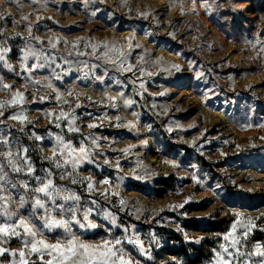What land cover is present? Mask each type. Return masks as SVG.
<instances>
[{
  "label": "rangeland",
  "instance_id": "obj_1",
  "mask_svg": "<svg viewBox=\"0 0 264 264\" xmlns=\"http://www.w3.org/2000/svg\"><path fill=\"white\" fill-rule=\"evenodd\" d=\"M26 48L58 59L31 71L39 61L23 60ZM0 49L9 50L6 64L0 62V87L13 85L0 90V103L24 95L22 106L0 109V137L22 155L28 149L35 175L53 168L48 132L62 131L48 113L78 114L79 132L64 131L77 148L82 137L98 138V146L88 140L93 162L69 168L72 178L93 183L91 191L86 182L61 180L54 168L51 177L78 194L84 210L93 209L96 229L73 227L83 242L102 244L129 226L153 256L149 261L125 244L142 264H210L232 225L251 219L255 227L241 250L264 247V238H253L256 231L264 236V0H0ZM113 49L133 71L101 55ZM131 99L136 103L128 109ZM21 107L24 123L10 119ZM133 172L143 179L131 178ZM21 178L9 169V184ZM185 199L191 202L183 209L174 207ZM104 210L116 214L119 228ZM62 234L45 238L55 243ZM0 246L18 251L22 242ZM10 260L5 255L2 264Z\"/></svg>",
  "mask_w": 264,
  "mask_h": 264
},
{
  "label": "snow or ice",
  "instance_id": "obj_2",
  "mask_svg": "<svg viewBox=\"0 0 264 264\" xmlns=\"http://www.w3.org/2000/svg\"><path fill=\"white\" fill-rule=\"evenodd\" d=\"M5 2H10V0H5ZM92 14L96 15V12L93 11ZM3 19H6V17H3ZM29 31L31 32L30 26ZM103 47L107 49L108 46L104 45ZM5 51L9 50L0 49V62L6 64L3 54ZM24 53L23 60L26 61L31 56L39 61L30 66L31 71L47 68L55 64L58 59L50 53L45 55L42 51L32 48H26ZM77 54L83 55V53ZM115 54V49L112 50L111 54L107 51L101 53L115 68L133 71L130 64L125 67V56L123 53L120 55L119 60L114 58ZM173 68L176 71H180L178 65H173ZM9 70L12 71L11 67H9ZM23 71H29V67L25 66ZM143 71L144 69H139V73H143ZM149 75L152 74L149 73ZM202 76L203 73H200L195 78L199 80ZM25 78L27 79V77ZM54 78L60 79V76ZM133 83H136V81H133ZM12 87L13 85L3 84L0 90H10ZM140 87H144L143 82L140 83ZM204 95L207 97V93ZM57 99L59 100V97ZM23 102L24 95L17 92L16 95L11 96L7 104L0 103V109L22 106ZM135 103L136 101L133 99L128 100L126 107L131 109ZM76 107L79 108L80 105H76ZM4 115V111L0 110V117ZM48 115L53 116L52 123L55 127L62 130L55 134L51 131L48 132V138L54 141L53 154L55 159L53 160V168L57 170L56 174L59 175L61 180L71 178L72 185L86 182L78 178H72L74 172H69V168L76 169L85 162H93L91 160L92 149L88 146V140H91V145L98 146V138L91 136V134L88 137H82L84 142L77 148L74 142L64 135V131L66 130L68 133L79 132L76 127L78 114L74 111H61L59 115L54 113H48ZM10 119L24 123L27 118L23 115V107H21L20 113L11 114ZM88 127L94 129L98 126L93 124L88 125ZM128 127L133 128L135 125L130 124ZM168 131L171 132L172 129L169 128ZM33 137L37 141L44 139V137L35 134H33ZM142 143L146 144L147 142L144 141ZM5 148H7V151H5ZM13 148H16L15 152L12 151ZM129 150L126 149L125 151ZM27 152L28 149L24 148V154L22 155L19 145H13L10 138L0 137V245L10 244L12 239L22 242V246L18 251L0 246V264H2V258L5 255L11 257L9 264H142L141 260L129 255L124 246L125 244L132 246L140 257L149 261L153 260L151 251L145 249L140 236L134 231L129 234V226L121 229V237H113L112 240L106 239L102 244L96 245L83 242L73 231V227L96 229L99 225L90 219L93 209L84 210L80 203L81 197L78 194L68 187H61L54 183L51 178L54 175L53 168L44 169L43 176L35 175L36 169L26 155ZM104 163L107 165L109 162L105 160ZM9 169L16 175L22 174L19 183L12 182L9 184L7 179ZM131 178L138 181L143 179L136 172H133ZM124 179L129 178L125 177ZM192 179L196 184H200V180L195 175L192 176ZM33 181L35 182L34 184L32 183ZM103 183L108 185L110 180L105 179ZM86 184L91 191L93 183L86 182ZM6 192H15L16 195H6ZM113 195H117V193H113ZM190 202L189 199H185L182 204L174 207L183 209ZM92 203L98 202L92 201ZM119 204L123 209L125 201L120 199ZM26 205L30 211L25 208ZM13 208L16 210H12ZM21 210L26 211L27 215H20ZM104 211V218L110 220L111 227L119 228L120 225L115 219L116 214L107 210ZM169 220L171 222V218ZM238 227L243 229L239 235L237 234ZM254 227L255 225L251 219L244 224L240 223L239 220L234 223L232 231L223 236L225 243L220 244L219 249L215 250V258L210 261V264H264V247L261 245H256L254 252L241 250L244 246V241L247 240L249 233L253 231ZM131 228L134 229L135 226L132 225ZM57 230L63 231L59 240L55 243L48 242L45 238L46 235ZM185 239L187 240L188 237L185 236ZM195 242L198 243L199 241ZM253 257L256 259H253ZM174 264H179V262L174 261Z\"/></svg>",
  "mask_w": 264,
  "mask_h": 264
},
{
  "label": "trees",
  "instance_id": "obj_3",
  "mask_svg": "<svg viewBox=\"0 0 264 264\" xmlns=\"http://www.w3.org/2000/svg\"><path fill=\"white\" fill-rule=\"evenodd\" d=\"M253 238H254L255 240H263L264 236L261 235V233H260L259 231H256V233H254ZM178 248H179V247H178ZM186 253H187V252H186Z\"/></svg>",
  "mask_w": 264,
  "mask_h": 264
}]
</instances>
